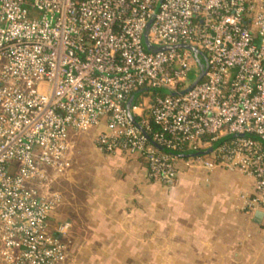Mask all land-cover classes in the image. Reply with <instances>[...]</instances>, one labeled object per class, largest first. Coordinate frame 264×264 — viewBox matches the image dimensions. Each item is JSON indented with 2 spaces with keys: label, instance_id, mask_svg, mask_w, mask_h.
<instances>
[{
  "label": "built area",
  "instance_id": "1",
  "mask_svg": "<svg viewBox=\"0 0 264 264\" xmlns=\"http://www.w3.org/2000/svg\"><path fill=\"white\" fill-rule=\"evenodd\" d=\"M92 128L162 182L177 176L170 152L219 143L195 158L254 177L248 208L264 213V0H0L6 264H64L51 185L71 135Z\"/></svg>",
  "mask_w": 264,
  "mask_h": 264
},
{
  "label": "crops",
  "instance_id": "2",
  "mask_svg": "<svg viewBox=\"0 0 264 264\" xmlns=\"http://www.w3.org/2000/svg\"><path fill=\"white\" fill-rule=\"evenodd\" d=\"M98 131L76 138L51 185L62 196L49 225L63 228L64 264H264V216L256 223L248 208L254 177L178 156L177 176L155 181L138 156L102 150Z\"/></svg>",
  "mask_w": 264,
  "mask_h": 264
},
{
  "label": "water",
  "instance_id": "3",
  "mask_svg": "<svg viewBox=\"0 0 264 264\" xmlns=\"http://www.w3.org/2000/svg\"><path fill=\"white\" fill-rule=\"evenodd\" d=\"M144 41H145L146 46H147L149 49H153V46L151 45V43H150L149 40H148L147 32H146V34H145V36H144ZM188 48H190L195 54H198V50H197L195 47L188 46ZM200 63H201V62H200ZM201 67L203 68V64H201ZM203 75H204V70L202 71L201 77H200L199 79H201ZM199 79H198V80H199ZM137 94H138V92L134 93V94L131 96V98H130L128 104H127V108H128V111H129V117H130L131 120H133V121H134V118H133V116H132V114H131V112H130V108H131V106H132V104H133V102H134V100H135ZM258 139H259L260 141H262L260 138H258ZM262 142L264 143V141H262ZM155 145H156L160 150H165L163 147L159 146L158 144H155ZM218 145H219V143L216 144L215 146L211 147V148H208L207 150H202V151H198V152H194V153H190V154L173 153V152H170V153H172V154H174V155H177V156H179V157L201 156V155H204V154L211 153V152H212V151H213ZM255 215H256L255 222H256V223H260L261 220H262V218H263V216H264V213H263L262 211H257Z\"/></svg>",
  "mask_w": 264,
  "mask_h": 264
},
{
  "label": "rangeland",
  "instance_id": "4",
  "mask_svg": "<svg viewBox=\"0 0 264 264\" xmlns=\"http://www.w3.org/2000/svg\"><path fill=\"white\" fill-rule=\"evenodd\" d=\"M95 128H92V129H89V130H86V131H82V132H78V133H74V134H72L71 135V138H70V140H71V144H72V146L74 145V142H75V140H76V138H77V140H79L80 139V137H86L87 139H91L92 138V131L94 130ZM79 145V144H78ZM91 145V144H90ZM76 145H74V147H75ZM82 146V145H81ZM80 146V151H82V150H85L83 147H81ZM84 146H87V148H89V149H91V146L89 147V145L87 144V145H84ZM74 147H73V149H74ZM72 148V147H71ZM69 165L66 167V169L61 173V174H59V175H63L65 172H66V170H68L69 169ZM57 176V175H56ZM56 182V181H55ZM53 184V183H52ZM64 186H66V184H63ZM51 190H55L56 191V188H55V186H51Z\"/></svg>",
  "mask_w": 264,
  "mask_h": 264
}]
</instances>
